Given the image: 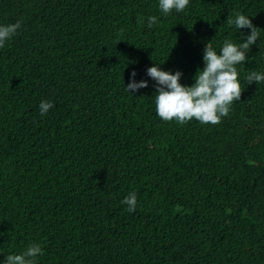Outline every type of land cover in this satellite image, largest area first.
I'll return each mask as SVG.
<instances>
[{"label": "trees", "instance_id": "trees-1", "mask_svg": "<svg viewBox=\"0 0 264 264\" xmlns=\"http://www.w3.org/2000/svg\"><path fill=\"white\" fill-rule=\"evenodd\" d=\"M237 12L260 32L240 100L215 125L163 121L147 69L191 86L207 42L250 34ZM17 21L0 48V264L32 244L36 264H264V82L246 79L264 73V0L167 16L159 0H0V25ZM133 71L148 87L126 90Z\"/></svg>", "mask_w": 264, "mask_h": 264}, {"label": "clouds", "instance_id": "clouds-1", "mask_svg": "<svg viewBox=\"0 0 264 264\" xmlns=\"http://www.w3.org/2000/svg\"><path fill=\"white\" fill-rule=\"evenodd\" d=\"M189 5V0H159V9L167 16L173 10L184 11ZM148 27L157 23V17L148 18ZM228 25H234L239 31L250 29L251 32L244 38V42L234 43L226 39L219 54L211 46V41L205 45L203 53V69H197L193 77L194 83L185 86L180 83L182 73L174 74L164 71L159 65L149 67L147 75L156 82V95L154 98L157 115L166 122L175 120L183 125L193 119L201 124H218L223 117L229 115L233 102L239 101L242 88L237 65L243 64L247 58L250 47L256 44L260 32L258 28L243 13L237 12L235 18L227 19ZM21 27V21L8 25H0V48L5 46L6 41L11 39ZM119 43V42H118ZM136 72L131 73L132 81L127 85L129 92L148 87L147 81H135ZM248 85L264 82V73L251 71L247 77ZM53 103L42 101L39 105L40 114L46 115ZM128 205L127 211L134 212L137 204L135 192L129 193L122 201ZM43 250L39 244L30 245L26 251L20 254L7 255L4 264H36V257L42 256Z\"/></svg>", "mask_w": 264, "mask_h": 264}]
</instances>
